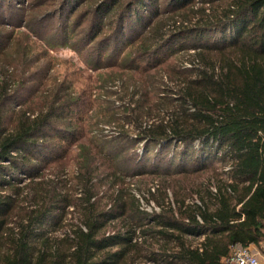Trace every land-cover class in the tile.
I'll return each instance as SVG.
<instances>
[{
	"label": "trees",
	"instance_id": "obj_1",
	"mask_svg": "<svg viewBox=\"0 0 264 264\" xmlns=\"http://www.w3.org/2000/svg\"><path fill=\"white\" fill-rule=\"evenodd\" d=\"M158 1L99 0L90 41L115 15L116 35L135 30L139 61L129 68L128 54L114 68L149 78L175 54L163 53L172 43L195 40L189 65L123 89L105 117L115 139H89L67 121L57 141L77 136L78 146L68 186L43 173L61 162L47 153L66 103L7 122L14 89L0 69V264H226L234 246L264 249V0ZM172 16L184 21L166 32ZM2 35L4 51L11 37ZM137 176L159 186H123Z\"/></svg>",
	"mask_w": 264,
	"mask_h": 264
},
{
	"label": "rangeland",
	"instance_id": "obj_2",
	"mask_svg": "<svg viewBox=\"0 0 264 264\" xmlns=\"http://www.w3.org/2000/svg\"><path fill=\"white\" fill-rule=\"evenodd\" d=\"M98 2L99 0H74L73 3L70 0H0V27L4 26L0 31L5 34L2 37H11L9 46L8 41L4 42L7 49L0 50V69H4L8 84L14 89L6 108L7 122L13 121V113L19 110L35 115L40 111L46 112L57 102L59 106L66 103L57 112V116L64 114L66 122L53 123V140L49 143L48 150H51L50 146H55V151L47 153L60 158L61 162L43 167V173L47 179L64 180L67 186L69 180L76 175L75 156L78 150L77 144H72L77 136L71 137L74 139L72 141L67 138L65 143L57 141L60 138L58 132L68 127L67 121L74 120L75 126L81 127V132L89 139L93 136L103 140L115 139L119 130L115 124L105 123V117L112 114L115 116L113 106L117 108L123 104L120 101L113 102L120 97L123 89L132 87L134 83L146 87L152 80L157 81V75H162L164 81H168L166 76L170 71L176 72L177 68L181 69L180 66L188 67L189 57L185 49L196 42L179 40L172 43L163 53L175 54L162 68L150 73L153 75L149 78L138 76L130 69L114 68L128 54H133L126 62L129 68L138 63V57L134 56L137 53V41H134L136 32L128 24L116 35L117 16L109 15L101 34L91 42L93 33L91 34L89 25L99 16L96 12ZM161 3L162 0H159L157 7H161ZM165 16L170 18V12L165 11ZM181 18L167 20L170 22L166 25V32L181 25L184 21ZM173 21L177 23L174 25ZM192 21L194 23L195 20ZM188 25L184 23V26ZM73 45L80 46V51H75ZM93 66L95 69H92ZM125 129L134 134L132 127ZM72 131L73 129H69L70 133ZM103 143L102 140L98 141V144ZM89 148L94 157L95 147L89 144ZM102 148L108 154L113 146L107 143ZM114 148L123 150V146L119 144L114 145ZM135 150L138 163L143 156L141 145ZM123 182L126 189L136 192L140 188L159 186L160 179L137 176L127 177ZM146 209L149 211L148 207ZM69 218L68 214L65 219Z\"/></svg>",
	"mask_w": 264,
	"mask_h": 264
},
{
	"label": "built area",
	"instance_id": "obj_3",
	"mask_svg": "<svg viewBox=\"0 0 264 264\" xmlns=\"http://www.w3.org/2000/svg\"><path fill=\"white\" fill-rule=\"evenodd\" d=\"M226 264H264V252L255 253L254 247L234 246Z\"/></svg>",
	"mask_w": 264,
	"mask_h": 264
},
{
	"label": "crops",
	"instance_id": "obj_4",
	"mask_svg": "<svg viewBox=\"0 0 264 264\" xmlns=\"http://www.w3.org/2000/svg\"><path fill=\"white\" fill-rule=\"evenodd\" d=\"M254 247V251H255V253H257V252H264V249L263 250H261V248H259V247H256V246H253Z\"/></svg>",
	"mask_w": 264,
	"mask_h": 264
}]
</instances>
